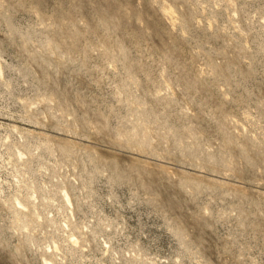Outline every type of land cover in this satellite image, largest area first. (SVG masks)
I'll return each instance as SVG.
<instances>
[{
  "label": "rangeland",
  "instance_id": "rangeland-1",
  "mask_svg": "<svg viewBox=\"0 0 264 264\" xmlns=\"http://www.w3.org/2000/svg\"><path fill=\"white\" fill-rule=\"evenodd\" d=\"M0 264H264V0H0Z\"/></svg>",
  "mask_w": 264,
  "mask_h": 264
}]
</instances>
